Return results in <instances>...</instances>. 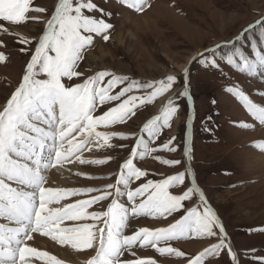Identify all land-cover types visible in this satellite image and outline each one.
Listing matches in <instances>:
<instances>
[{
	"label": "snow or ice",
	"instance_id": "1",
	"mask_svg": "<svg viewBox=\"0 0 264 264\" xmlns=\"http://www.w3.org/2000/svg\"><path fill=\"white\" fill-rule=\"evenodd\" d=\"M33 2L0 0V22L18 26L38 19L31 17V12H48L45 8H34ZM122 2L137 12L145 6V0ZM93 12H100L102 18L89 14ZM103 15V9L92 0H59L35 42L27 38L19 41L32 47L21 48L22 52L30 53V59L19 86L0 109V264H36L37 261L62 264L48 252L29 246L33 233L51 237L58 244L70 245L77 251L92 250L94 255L87 264H156L154 259L137 255L138 250L153 248L161 255L184 257V252L171 246L172 241L192 236L217 237L219 243L188 259L187 264H206L209 257L221 252L230 257L231 264H241L228 242L222 222L197 187L194 172L177 170L176 174L161 179L148 178L149 173L134 162L138 157L158 151H179L175 136L159 146L152 144L160 139L164 129L172 127L180 108V97L168 99L160 114L144 124L142 132L148 139L144 135H125L117 127L126 125L136 115L138 107L152 104L171 92L178 77L168 75L158 82L139 83L112 72L99 71L80 81L84 74L78 68L86 51L94 44V38L107 41L113 28ZM108 16L110 18V14ZM251 30L250 27L245 31ZM4 32L9 29L4 28ZM241 39L243 34L236 38ZM234 43L229 41L210 49L208 54L201 53V62L205 67L220 69L216 59L218 50ZM261 43L264 44V40ZM6 59L0 52V62ZM220 59L231 68L253 76L258 68H264V47L254 45L251 51L236 48ZM183 76L184 91L180 96L191 101L187 69ZM134 90L144 94L133 95ZM228 91L264 126V106L254 103L239 88ZM205 131L211 133L212 130L206 128ZM114 140L135 141L131 146L119 145L130 147V152L119 165L114 183L95 189L48 185L47 173L63 169L66 164H108L113 159L110 155L91 159L84 154L94 149H113L117 147ZM257 147L264 150V144ZM185 155L192 159L190 146ZM153 158L166 166L181 164L177 159ZM188 176L191 179L186 182ZM197 196L199 202L193 206ZM73 197L87 198L62 203ZM142 217L169 223L167 227L141 226L128 234L131 222ZM252 259L264 264V257Z\"/></svg>",
	"mask_w": 264,
	"mask_h": 264
},
{
	"label": "rangeland",
	"instance_id": "2",
	"mask_svg": "<svg viewBox=\"0 0 264 264\" xmlns=\"http://www.w3.org/2000/svg\"><path fill=\"white\" fill-rule=\"evenodd\" d=\"M58 2L59 0H34V8H45L48 12H31L29 15L38 19H30L18 26L0 22V52L7 57L6 61L0 62V109L19 86L30 59V53L22 52L21 48L32 46L22 45L19 41L27 38L35 42L45 28L48 14L54 11ZM92 2L103 9V18L113 28L110 29L107 41L100 37L94 38V44L86 51L78 68L84 74L80 81L99 71L112 72L139 83L158 82L168 75L178 77V83L171 92L157 98L152 104L138 107L136 115L126 125L117 127L125 135H144L148 139L142 132L144 124L160 114L168 99L180 97V108L173 118L172 127L164 129L160 139L152 144L159 146L162 141L175 136L179 151H158L149 156L138 157L134 162L141 170L149 173L148 178L161 179L166 175L176 174L177 170L194 172L197 187L204 193L222 222L228 242L240 257L241 264H259L252 257H264V170L251 166L254 160L249 159L248 155L259 141L264 140V126L252 118L228 90L239 88L254 103L264 106V68H258L256 74L249 76L231 68L220 57L236 48L251 51L254 45L264 47L261 43L264 40V0H145V6L140 12L127 7L122 0ZM89 14L102 18L100 12ZM250 27L251 31H245ZM4 28H8L9 32H4ZM242 34L243 39L237 41L236 38ZM229 41L235 43L218 50L216 59L220 69L205 67L200 54H208L210 49ZM185 69L188 70L191 101L180 96V92L184 91ZM132 94L144 93L134 90ZM245 124L250 127H244ZM206 128L211 129V133L205 131ZM113 143L117 147L89 152L91 156L88 158L93 156L91 159L112 156L113 159L108 164H66L63 169L73 170H66L63 178L68 180L67 184L54 182L53 185L66 189H95L114 183L119 165L130 152V147L121 148L119 145L131 146L135 141L114 140ZM189 146L192 148L191 160L185 155ZM154 156L177 159L181 164L162 165ZM53 170L47 173L48 185L51 183L50 173ZM90 176L95 179H88ZM190 179L188 176L186 182ZM83 198L87 197H73L62 203ZM198 202L197 196L193 206ZM168 223L169 221L147 217L138 218L131 222L128 234L141 226L167 227ZM34 234L43 237L40 233ZM48 240L58 244L51 237ZM219 242L217 237L192 236L189 240L171 242L172 247L185 253L184 257L161 255L153 248L139 249L137 255L154 259L156 264H187L188 259ZM39 247V251L51 255L52 250L47 249L43 242H39ZM73 253L76 254L77 251L74 250ZM92 255V250H85V258L79 262L64 260L62 264H87ZM36 264L42 262L37 261ZM206 264H231V259L225 252H221L215 257H209Z\"/></svg>",
	"mask_w": 264,
	"mask_h": 264
},
{
	"label": "bare ground",
	"instance_id": "3",
	"mask_svg": "<svg viewBox=\"0 0 264 264\" xmlns=\"http://www.w3.org/2000/svg\"><path fill=\"white\" fill-rule=\"evenodd\" d=\"M260 144H264V140L261 142L259 141V143L257 145H260ZM250 151L251 152H250V155H248V158L254 160L253 161L254 163L251 164V166H254L255 169H261L262 168L264 170V150H261L259 147L255 146ZM84 155H85V158H88L91 156L89 154V152H86ZM91 158H93V156ZM66 170H69V169H59V170L54 169L50 173V180H51L50 184L51 185L50 184L49 185L54 187L55 186V185H53V184H55L54 182H57L58 184H67L68 180L63 178V177H65ZM69 171L71 172L73 170H69ZM63 187H64V185H63ZM48 239H49V237H47V236L41 237V236L33 233V239L31 241H29L28 244H29V246L37 248V250L39 251L40 250L39 242H43L47 246V249L49 248L50 250H52L51 255L55 256L61 262L65 260V261H68L70 263H74V262H79L80 259L85 258L84 257V251L85 250L77 251V250L73 249L70 245L66 246V245H60V244H53ZM74 250L77 251L76 254L73 253Z\"/></svg>",
	"mask_w": 264,
	"mask_h": 264
},
{
	"label": "crops",
	"instance_id": "4",
	"mask_svg": "<svg viewBox=\"0 0 264 264\" xmlns=\"http://www.w3.org/2000/svg\"><path fill=\"white\" fill-rule=\"evenodd\" d=\"M190 238H192V237H185V238H181V239H178V240H189Z\"/></svg>",
	"mask_w": 264,
	"mask_h": 264
}]
</instances>
